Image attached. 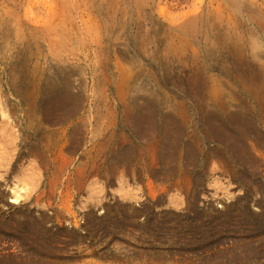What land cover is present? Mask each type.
Instances as JSON below:
<instances>
[{
    "label": "rangeland",
    "instance_id": "374dc122",
    "mask_svg": "<svg viewBox=\"0 0 264 264\" xmlns=\"http://www.w3.org/2000/svg\"><path fill=\"white\" fill-rule=\"evenodd\" d=\"M0 264H264V0H0Z\"/></svg>",
    "mask_w": 264,
    "mask_h": 264
}]
</instances>
